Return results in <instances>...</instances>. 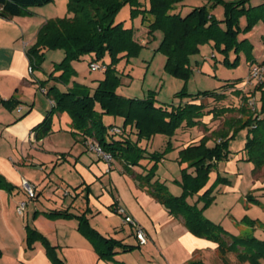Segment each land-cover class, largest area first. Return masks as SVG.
I'll return each mask as SVG.
<instances>
[{
  "label": "trees",
  "instance_id": "1",
  "mask_svg": "<svg viewBox=\"0 0 264 264\" xmlns=\"http://www.w3.org/2000/svg\"><path fill=\"white\" fill-rule=\"evenodd\" d=\"M52 1L54 0H0V16L12 18L30 15L33 13L32 7L44 6ZM182 1L184 0H70L69 15L48 19L40 27L35 44L27 50L30 65L33 70L42 69L45 49H63L64 58L55 64L49 78L40 83L46 86L52 79L67 88L62 90L57 84L48 88L47 95L54 100V104L33 131L37 139H43L52 131L53 113L67 112L72 119L75 134H82L85 143L89 138L96 140L114 159L120 160L131 170L133 165L141 164L142 158H151L157 164L165 156L168 147L151 153L144 141H149L156 134L172 137L183 125L194 127L204 124L202 118L205 115L213 114L218 117L235 111L246 114L248 110L245 103L251 97L257 99L256 92L260 91L261 105L258 104V109L248 113L245 121L236 119L233 123L229 122L227 130L219 131L218 140L213 146L208 145L210 138L203 137L200 142L189 144L180 150L181 178L176 179L183 189L180 195L172 194L167 184L155 177V164L145 173L133 171L132 174L140 185L148 187L150 194L171 214L182 218L193 234L216 242L224 259L232 251L237 253L242 262L262 264L264 239L229 232L223 225L207 217L203 208L215 199L214 188L220 179L206 188L210 173L218 161L230 157V141L238 131L248 129L246 159L252 161L255 168L264 166V80L253 84L251 90L239 87L242 81L240 79L196 94L188 92L184 87L176 92V97L191 98L178 105L158 104L154 90L144 98L125 97L117 90L121 83L117 66L119 61L124 57L129 59L138 55L144 47L136 40L134 27L117 19L120 9L126 4L130 6L133 18L141 16L142 24L148 28L150 35L162 32L156 51L166 56L165 67L175 77L185 81L191 77L194 72L191 59L200 53L205 44H211L215 51L221 53L222 63L230 68L239 66L242 52L252 64L262 63L253 60L254 46L249 39L240 40L239 35L251 31L259 22H264V2L252 5L250 0H207L203 4L193 5L183 13L179 10ZM218 5L224 7L223 18H218L213 12ZM242 17L246 18V25L243 27ZM232 53L236 55L233 59ZM106 56L110 57V62L105 60ZM83 59H88L90 65L93 62L104 64V78L98 80L96 86L77 82L68 86L77 74L73 62ZM230 87L235 88L233 92L242 100L239 107H211L209 102L204 101V97H212L216 102L225 100ZM105 117H112L113 120L106 122ZM117 119L121 122H116ZM114 127H119L121 132L113 131ZM14 188V184L0 172V189L12 191ZM203 189L205 191L199 195L198 200L204 201V207L200 208L197 203L189 202L188 197ZM45 213L51 218H77L79 230L89 238L99 256L114 264H122L116 260L117 254L136 249L135 245L103 235L91 224L86 212L76 215L67 210H51ZM37 240L45 245L54 264H66L58 256L56 247L37 229L28 225V245L32 247Z\"/></svg>",
  "mask_w": 264,
  "mask_h": 264
},
{
  "label": "crops",
  "instance_id": "2",
  "mask_svg": "<svg viewBox=\"0 0 264 264\" xmlns=\"http://www.w3.org/2000/svg\"><path fill=\"white\" fill-rule=\"evenodd\" d=\"M205 2H207V0H184L179 4V10L186 13L193 5L203 4ZM263 2L264 0H250V4L252 5H258ZM219 6L220 5H218L213 12L218 18H223L224 7L222 5V7ZM31 10L34 12L32 16L20 15L12 18L0 16V96L3 98H8L10 94L14 92L15 88L16 90L21 89L22 91L23 86L29 88L33 86L34 83L40 84V88L46 94L48 88L53 84H57L62 90L67 88V86L54 80H51L46 86H42L40 83L41 80L38 77H34L36 70L32 72L29 70L31 63L27 50L36 42L40 27L47 19L53 17L49 14H43L40 8L37 7H32ZM241 25L242 27L246 25L245 17L241 18ZM133 27L135 29L136 40L144 46H148L152 40L157 39V32L155 36L150 35L148 33V28L142 24V20ZM246 38L253 44L254 49L257 46L264 45V22L261 21L252 31L239 35L240 40ZM209 47L212 50V57L215 60L210 58V56L202 55L197 58L195 64H193L194 71L203 70L212 73L213 69L211 66H215L216 68L219 64L220 66L224 65L222 63L223 55L215 51L211 44H209ZM214 54L215 56H213ZM235 56L234 53L231 54L232 59L235 58ZM240 58L241 61L243 60L242 65L244 66L241 73H237V69L236 72L230 71L225 73V75L220 78V82L217 83L218 86L215 88H220V86L226 82L236 79L242 80L238 85L239 87L243 86L246 90H251L253 88L252 85L244 86L250 72L252 61L248 60L244 52L240 54ZM253 60L255 62H264V52L258 53V51L253 50ZM74 63L75 62H73V65L76 68ZM102 78H104V75L102 77H96L94 80L97 82L90 84V86H96L98 80ZM70 86H72V84ZM234 89V87L228 88L227 98L223 101L216 102L214 99H211L209 101L211 107H222L223 105L239 107L241 98L235 95L233 92ZM48 97L51 103L54 104V100L50 96ZM256 97L258 104L261 105V101L259 100L261 97L260 91L256 92ZM0 108H2V106H0ZM58 115L63 116L61 112H59ZM226 115H228V113L218 117L209 114L205 115L202 121L206 123L210 130H215L220 126L222 119H225ZM67 118L69 121L71 120L72 128V119L70 115L67 116ZM44 119L45 116L41 112L33 110L32 104L29 107H20L12 112L2 108L0 112V134L3 138L0 139V143L5 146L7 145L6 141L13 140L16 145H19V134L24 130H29V136L32 138L33 135H35L33 128ZM105 120H113V118L105 117ZM201 129L202 128L198 125L194 127L183 125L179 128L175 133L176 136H178L177 139L182 140L179 145V150L185 148L189 144L200 142L205 135V131ZM192 130H196L195 135H192ZM244 130L248 131L246 128L243 129L242 132ZM188 134H190L188 139L184 140L183 136ZM246 134H248V132ZM155 138L156 136L146 142L148 149ZM43 140H45V138L41 139L39 142ZM217 140L216 137L210 138L208 145L213 146ZM230 148L232 150L230 157L226 160L218 161L213 171H221V165L226 164L225 166L228 170L230 169L237 174L239 173V161L246 160L247 156L245 153H241L242 150H244L242 147L236 149L230 143ZM3 154L4 153L0 151V172L4 174L7 179L9 178L14 181L13 178H18L15 165L16 161H14L13 157L6 158L4 156L5 159L2 156ZM114 160L115 159H113L111 163H108L106 160L99 157L93 163L88 164L90 160H88L86 156H80L78 161L82 162L84 166L76 165L79 173L75 176L76 180L69 184H73L76 188V198L74 202H83L86 200L85 198H87L89 205H92V209L95 208L94 210H98L99 214L95 219L92 220L89 217L91 224L96 229L107 237L116 238L126 244L135 245L137 248L141 249L140 252L137 248L133 251L121 252L115 256L116 260L122 262V264H188L193 261L200 262V264H207L211 263V260H214L215 257L218 258L216 255L218 253V244L216 242L193 234L186 227L182 218L171 214L162 203L150 194L147 190L148 187L140 185L138 180H135V183L133 182V192L137 200L123 198L117 187L113 190V183L111 184L112 190H109V193L105 190L102 193L95 190L94 177L85 166L94 168L92 170L95 171V174H99L101 171L108 169L111 173V181L113 182L112 169ZM221 161H225L226 163L222 164ZM251 162L250 164L255 168V164ZM212 172L210 173V180L206 188L210 187L215 182L211 177ZM261 172V177L255 178L256 181L254 184H259L264 188V168ZM156 178L161 182H165L160 177ZM180 178L181 175L176 179ZM240 181L242 182V180ZM235 187L236 186H234L232 182V185L227 186L223 193L231 191ZM239 187L240 185H238L236 189ZM205 189L201 190L198 195H201ZM255 189V187H252L250 190L252 192V190L255 191ZM220 190V187L214 190L215 198L218 196ZM249 194L251 196V193ZM243 199L242 197V200ZM23 200L27 201V207L25 213L21 215L18 213L17 207L19 202ZM190 202L193 203L192 201ZM120 206L124 207L126 211L144 227L148 235V243L141 245L133 227L130 224V228L125 227L120 218L122 215L117 212ZM51 210H54L53 207L47 205L44 201H40L38 196L35 199H29L26 190L11 192L6 189H0V264H54L42 241L37 240L32 247L28 245V225L37 229L56 247L58 256L65 260L66 264H114L113 261L103 259L99 256L89 238L79 230L77 218H51L45 213ZM71 213L80 215L82 211H77V213L73 211ZM208 217L214 222H217L211 215ZM220 224L222 225V223ZM224 228L227 229L226 227ZM253 229L254 227L248 226L243 229L241 235L251 236ZM132 234H135L136 240L128 238ZM217 258L214 261H216Z\"/></svg>",
  "mask_w": 264,
  "mask_h": 264
},
{
  "label": "rangeland",
  "instance_id": "3",
  "mask_svg": "<svg viewBox=\"0 0 264 264\" xmlns=\"http://www.w3.org/2000/svg\"><path fill=\"white\" fill-rule=\"evenodd\" d=\"M69 3L70 0H54L44 6H38L37 8H40L43 14L52 15L53 17L49 18L51 19L56 18L57 16L63 17L69 15ZM33 13L26 16H32ZM117 19L124 20L125 25L132 26H135L136 23L139 24L141 21L140 16L134 18L131 16V9L128 4L120 9ZM161 38L162 32L158 31L157 39L152 40L148 46H144L138 55H134L129 59L124 57L119 61L117 66L121 76V83L117 90L121 95H124L125 97L144 98L151 90H154L156 92L158 104L178 105L191 98L176 97V92L184 87L192 94H196L202 90H212L218 86L217 83L220 82V78L223 77L225 73L230 71L236 72V69L237 73H241L244 69V66L242 65L243 60L236 68H230L226 65H223L225 66L223 67L219 64L216 68L215 66H211L213 69L212 73L197 70L192 73L187 81H185L173 76L166 69V56L162 52L156 51ZM253 50L258 51V53H263L264 45L257 46ZM44 51L45 58L42 69H36V74L34 76L38 77L40 80L49 78V74L54 70L55 64L60 62L65 56L63 49H45ZM201 51L192 57L191 61L193 64H195L196 59L202 55L210 56V58L215 60L212 57V50L209 47V44L203 45ZM105 60L110 62L111 59L109 56H106ZM74 62L77 74L72 78V81L68 86L71 84L73 85L74 82L90 85L97 82L94 80L96 77L105 76L103 70H91V65L87 59ZM50 81H48V83ZM20 91L21 89L16 90L15 88L14 92H12L8 98L0 96V106L12 112L20 107H29L32 104L33 110L41 112L46 117L53 104L47 94L40 88V84L34 83L33 86L29 88L23 86L22 91ZM251 98L254 99V97ZM204 99L205 102H209L213 98L204 97ZM254 100L257 102L256 98ZM245 107H247L249 114L254 112V109L249 104V100L245 103ZM2 108H0V112L2 111ZM257 109L258 107L256 110ZM248 113L244 114L236 111L228 113V115L225 116V119H222L220 126L215 130H210L208 127H205L204 125H206V123L198 126L205 131L203 137H216V139H218L219 131L223 129L227 130L228 126H230L228 124L229 122L233 123L236 119H242V121H245L249 116ZM62 114L63 116H59L58 112L53 113V128L51 134L44 137L45 140L41 142H39L41 139H37L35 135L30 138V131L24 130L19 134V145H16L13 140L6 141L7 145L5 146L0 143V151L4 153L2 156H5L6 158L13 157L14 161H16L15 165L18 178H13L14 181L8 178V180L15 186L14 190L11 192L16 190L24 191V182L27 181L36 188L39 200L44 201V203L53 207L54 210L62 208L59 210H67L69 212L74 211L75 213H77V211H82L80 214L86 212V216L93 220L98 216V210H94L95 208L92 209V205H89L87 198H85L86 200L83 202H74L76 198V188L73 184L71 185L69 183H73L72 181L76 180L75 176L79 173L76 165H83L82 162L78 161L80 156H86L88 160H90L88 164L93 163L99 158V156L97 153L89 151L88 145L84 142L82 134H75L73 132V128H71V120L69 121L67 118L69 114L67 112H62ZM109 121L110 120H106V122ZM116 122L120 123L121 120L117 119ZM242 130L238 131L236 136L231 139L230 143L236 149H239L240 147H242V149L244 148L241 153H245V155L248 156L245 149L248 139V134L246 133L248 131L244 130L242 132ZM195 134L196 130H192V135ZM189 135L190 134L183 136L184 140H187ZM155 136L156 138L149 147V152L163 151L168 147L165 156L159 160L157 164H155V160L146 157L140 160L141 164L133 165L132 169L128 170L120 160L115 159L112 169L113 182L111 181V173L108 169L101 171L99 174H95V171L92 170L94 168L85 166L94 177L95 190L98 192L100 191L99 193L104 192V190L109 193V190H112L111 184L113 183V190L117 187L123 198L137 200L133 192V182L135 183V180L137 179L132 172L136 171L144 173L146 170L152 169L155 164V177H160L165 181L172 194L180 195L183 192V189L176 181V178L181 175L182 164L179 161V145L182 140L177 139L178 136H176V134L172 137H166L164 134H156L153 137ZM2 138L3 137L0 134V139ZM146 142L147 140L144 141V145ZM221 162L222 164L226 163L225 161ZM250 162L251 161H248L247 159L240 160V170L238 174L233 170H228L225 166L226 164L221 165V171L216 170L212 172V179L216 181L220 178L219 181L216 182L214 190H217L218 187H220L221 190L218 192V196L210 204L205 206V208H203L204 201L198 200V194L189 196L188 201L197 203L200 208H203V212L207 217L209 215L214 217L213 219L222 223L229 232L241 236L243 229L252 226L254 229L252 230L253 232L251 235L262 240L264 239V188L259 184L255 185L254 183L256 181L255 178L261 177V171L264 166L253 168V165H251ZM240 180H242V182ZM232 182L234 186L237 187L240 185V187L237 189L235 187L233 190L223 193L227 186L232 185ZM252 187H255L256 189L251 192L250 189ZM249 193H251V196ZM242 197L244 198L243 200ZM120 218L125 227L130 228V225L125 223L123 216ZM128 238L136 240L135 234H132ZM137 250L139 252L141 251L140 248H137ZM236 254L237 253L230 251L224 259L218 250V253L216 254L218 258H214V260L216 258L217 260H211V263L207 264H250L249 262L240 261ZM191 263L192 262L188 264ZM262 264H264V259L262 260Z\"/></svg>",
  "mask_w": 264,
  "mask_h": 264
},
{
  "label": "built area",
  "instance_id": "4",
  "mask_svg": "<svg viewBox=\"0 0 264 264\" xmlns=\"http://www.w3.org/2000/svg\"><path fill=\"white\" fill-rule=\"evenodd\" d=\"M103 69H105V65L102 63L93 62L91 64V70L93 71L103 70ZM29 70L30 72H32L33 68L30 66ZM263 80H264V62L252 64L249 75L245 81V86L253 85L255 83L262 82ZM254 99L250 98L249 104L251 105L253 109H256L258 107V102H256V100ZM113 131L120 133L121 129L119 127H114ZM86 143L88 145L89 151L97 153V155L101 159L106 160L108 163H111L112 160L114 159L112 154L105 151L96 140L89 138ZM24 183H25V190L27 192L28 198L35 199L37 197V193H36V188L34 187V185H32L31 183L27 181H25ZM26 207H27L26 200L19 202L18 207H17L18 213L23 215L26 211ZM117 212L123 216L125 223L130 224L133 227L139 243L141 245L148 243V235L144 227L131 214H129L124 207L122 206L118 207Z\"/></svg>",
  "mask_w": 264,
  "mask_h": 264
}]
</instances>
